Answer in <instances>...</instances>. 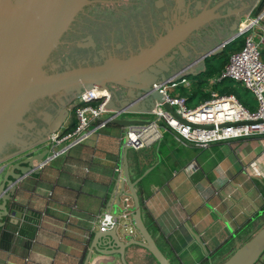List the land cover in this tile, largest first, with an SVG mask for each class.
<instances>
[{
    "label": "crops",
    "instance_id": "0c3cea01",
    "mask_svg": "<svg viewBox=\"0 0 264 264\" xmlns=\"http://www.w3.org/2000/svg\"><path fill=\"white\" fill-rule=\"evenodd\" d=\"M263 1L257 0L244 18L236 20L232 36L241 24L264 10ZM261 24L264 26V20ZM252 33L260 42L262 31L255 26ZM243 41L225 48L234 50ZM261 50L264 55V44ZM216 60L211 63L218 70ZM207 61L205 66L193 69L195 84L205 80ZM219 75L209 81L212 83ZM227 83L223 91L230 89L236 95V84ZM73 107L74 102L70 115L75 119ZM149 113L135 110L122 119L149 122L154 118ZM124 129L108 125L85 143L37 167L17 184L15 201L9 203L11 216L1 220L0 264H85L89 254L87 264L101 260L121 264L119 256H101L92 248L94 236L100 231L93 222L106 212L116 215L122 209L126 195L119 198V194L123 191L125 155L132 182L147 173L135 187L142 217L172 264H214L219 258H227L239 243L240 247L241 240H233L238 229L253 222L255 234L260 230L259 222H264V137L199 149L179 143L173 133L166 131L159 143L142 151H127L120 140ZM43 150L35 148L1 165L0 186L5 173ZM125 191H130L127 184ZM248 234L249 238L254 236ZM135 238L141 240L139 232ZM126 260L128 264H159L149 251L136 246L128 249ZM258 264H264V256Z\"/></svg>",
    "mask_w": 264,
    "mask_h": 264
},
{
    "label": "water",
    "instance_id": "95a60500",
    "mask_svg": "<svg viewBox=\"0 0 264 264\" xmlns=\"http://www.w3.org/2000/svg\"><path fill=\"white\" fill-rule=\"evenodd\" d=\"M175 1L183 8L190 5V0ZM90 3V0H0V166L35 148L43 150L47 138L68 122L70 106L85 91H106L110 100L107 109L154 111L157 102L178 118L165 95L154 90L153 84L191 77L194 68L205 66L206 60L216 54L215 47L221 44L220 47L225 48V40H231L235 26L226 28L225 23L220 34L208 33L213 29L211 21L219 15L214 14V10L204 11L195 17H182L174 28L147 47L130 52L129 57L101 51L99 56L91 58L83 56L84 52L76 49V43L63 47L68 41L66 32ZM91 11L93 9L87 13ZM206 35L207 39H203ZM95 36L99 37L100 33ZM116 44L121 46L122 43ZM117 45L113 44L111 49ZM184 45L188 48L184 49ZM177 47L185 54L188 50L190 56L171 68ZM72 55L81 57L75 59L77 61L68 59ZM184 64L188 66L181 69ZM141 123L148 122L117 118L109 125L127 128ZM49 155L46 147L26 158L19 168L5 173L0 186L1 227L4 225L1 220L11 216L9 203L15 201L17 184L41 166ZM146 175L132 182L125 155L123 191L119 198L125 194L133 199L134 226L141 240L130 237L127 241L126 235L117 228L99 231L94 236L92 251L96 250L101 256L117 255L121 264H128L127 251L136 246L149 251L159 264H172L157 246L142 217V204L135 187ZM126 184L129 192L125 191ZM195 237L209 255L201 239L196 234ZM263 256L264 227L221 264H258ZM97 264H116V261L101 260Z\"/></svg>",
    "mask_w": 264,
    "mask_h": 264
},
{
    "label": "built area",
    "instance_id": "2783aa9c",
    "mask_svg": "<svg viewBox=\"0 0 264 264\" xmlns=\"http://www.w3.org/2000/svg\"><path fill=\"white\" fill-rule=\"evenodd\" d=\"M263 20L264 10L251 18L250 22L241 24L231 40L225 42L226 46L244 37L242 49L230 56L220 75L212 80L213 84L230 82L242 85L257 100L258 108L255 111L246 107L237 95L219 92L191 107L185 96L172 94L181 86H189L188 78L165 84L154 83L153 89L165 95L166 102L174 109L178 118L156 102L155 110L149 113L155 120L125 128L121 142L129 149L142 151L159 143L167 131L173 133L178 142L185 146L206 149L216 143L264 137V61L261 50L264 44ZM255 26L263 33L260 42L255 40L252 33ZM109 104L106 91H85L76 97L73 107L75 122L71 127L66 123L60 131L47 138L43 146L50 150V155L41 167L85 143L98 131L106 128L111 120L131 114L129 110L107 109ZM133 214V199L126 195L120 213L102 214L93 222L94 228L100 231L117 228L124 235L135 237L138 231L134 226Z\"/></svg>",
    "mask_w": 264,
    "mask_h": 264
},
{
    "label": "flooded vegetation",
    "instance_id": "af4514ba",
    "mask_svg": "<svg viewBox=\"0 0 264 264\" xmlns=\"http://www.w3.org/2000/svg\"><path fill=\"white\" fill-rule=\"evenodd\" d=\"M90 1L91 3L77 16L73 26L71 25L66 32L68 41L64 42L63 47L76 43V49L83 51V56L90 55L91 58L99 56L101 51L121 58L129 57L130 52L136 53L140 48L154 43L156 38L167 33L170 28H174L178 21H182V17H195L204 11L214 10L213 13L219 15L211 21L210 24L213 25L210 26L213 29L208 33L212 31V34H220L223 32V24L226 23V28L235 25L236 20H239L240 16L257 2V0H190V5L183 8L175 0ZM89 9L93 11L87 13ZM223 15L227 18H223ZM111 24L115 26L111 27ZM98 32L100 36L96 38L95 33ZM207 35L203 39H207ZM79 37H81L80 42H77ZM152 40L153 42H150ZM116 43L122 44L118 46L119 44ZM113 44L117 45L116 49H111ZM220 45L215 48L222 49ZM187 48L184 45V49ZM174 51L176 55L171 68L178 66L190 56L188 50L186 54L178 47ZM76 57L81 56L76 55ZM77 58L73 55L68 56V59L74 61H77L75 60ZM186 65L180 68L183 69ZM180 68L178 69L181 70Z\"/></svg>",
    "mask_w": 264,
    "mask_h": 264
},
{
    "label": "rangeland",
    "instance_id": "374dc122",
    "mask_svg": "<svg viewBox=\"0 0 264 264\" xmlns=\"http://www.w3.org/2000/svg\"><path fill=\"white\" fill-rule=\"evenodd\" d=\"M243 40H244V37H240L236 40V43L241 44ZM229 52H231L230 48H228V47H226L224 49L222 48L220 50V52L218 51L215 56H211L213 58L209 57L207 62H214L217 59L216 60L217 63L221 64L223 61L224 55L226 53L228 55H230ZM262 57H263L262 59L264 61L263 53H262ZM188 80H189V86H181L180 88L176 89L173 93L172 92L171 93L172 94H180V95L185 96L188 99L189 105L191 107H195V106L199 105L200 103H202L203 101L210 99L212 97V95L215 93V91L222 93L223 92V85H228L227 82H222V83L212 85V83L210 81L208 82L205 80L202 81L203 84H195V77H193V76L189 77ZM233 89H234V92L236 93L237 97L239 98V100L246 107H248L251 111H255L258 108L257 100L255 99L253 94L251 92L247 91L246 89H244V87L242 85L236 84ZM153 119L155 120V117L152 118V120ZM74 121H75V119H73V116L70 115L66 125L71 126L74 123ZM263 224H264V222L260 221L259 227ZM254 229H256V227L251 228L249 230V232H251V234L254 233V235H255L256 230H254ZM248 235L249 234H246V236L242 237L240 246H242L244 243L249 241V239H251V238H249ZM239 244H238V247H239ZM238 247H236V249ZM222 260H223V258H219L217 261H215L214 264H219V262Z\"/></svg>",
    "mask_w": 264,
    "mask_h": 264
},
{
    "label": "trees",
    "instance_id": "16d2710c",
    "mask_svg": "<svg viewBox=\"0 0 264 264\" xmlns=\"http://www.w3.org/2000/svg\"><path fill=\"white\" fill-rule=\"evenodd\" d=\"M243 47L240 46L239 48H236L234 50H231L230 55L232 53H234L235 51H239L241 50ZM230 55H228L227 53L224 55L223 57V61L222 63L220 64V69L216 70V67L214 64H212L211 62H207L206 63V66H207V69L206 71L203 73V79H205V81H209V78H212L214 75L218 74V73H221L220 71L223 69V67H225V65L227 64L229 58H230ZM218 71V72H217ZM205 76V77H204ZM203 81V80H202ZM202 81L199 83V84H203ZM199 87V86H198ZM228 91V92H227ZM224 90L222 92L223 93H231L230 92V89L229 90ZM260 219V218H259ZM253 222H248L245 226L241 227L240 229H238L236 231V235L234 237L233 240H242V237L243 236H246V234L249 233V229H251V226H252ZM263 227V225H261L258 229H261ZM236 248H234L235 250ZM234 250L232 252H234ZM232 252L229 254V256L225 259H223V261H220L219 264L223 263L226 259H228L230 257V255L232 254ZM214 255V254H213ZM201 264H208V261H205V262H202Z\"/></svg>",
    "mask_w": 264,
    "mask_h": 264
},
{
    "label": "bare ground",
    "instance_id": "6f19581e",
    "mask_svg": "<svg viewBox=\"0 0 264 264\" xmlns=\"http://www.w3.org/2000/svg\"><path fill=\"white\" fill-rule=\"evenodd\" d=\"M232 84V83H231ZM9 167V166H8Z\"/></svg>",
    "mask_w": 264,
    "mask_h": 264
}]
</instances>
